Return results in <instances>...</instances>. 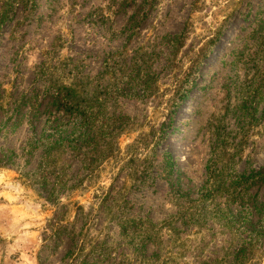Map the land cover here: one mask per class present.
I'll use <instances>...</instances> for the list:
<instances>
[{
	"label": "rangeland",
	"instance_id": "obj_1",
	"mask_svg": "<svg viewBox=\"0 0 264 264\" xmlns=\"http://www.w3.org/2000/svg\"><path fill=\"white\" fill-rule=\"evenodd\" d=\"M0 264H264V0H0Z\"/></svg>",
	"mask_w": 264,
	"mask_h": 264
},
{
	"label": "trees",
	"instance_id": "obj_2",
	"mask_svg": "<svg viewBox=\"0 0 264 264\" xmlns=\"http://www.w3.org/2000/svg\"><path fill=\"white\" fill-rule=\"evenodd\" d=\"M6 13V12H5ZM8 15H5V17L4 18H6ZM63 91H65V95H71L72 94V91L70 90V89H68V88H66V87H62V88H58L57 89V94L58 95H60V97L62 96V92ZM68 105V103L66 102V103H64L63 105Z\"/></svg>",
	"mask_w": 264,
	"mask_h": 264
},
{
	"label": "bare ground",
	"instance_id": "obj_3",
	"mask_svg": "<svg viewBox=\"0 0 264 264\" xmlns=\"http://www.w3.org/2000/svg\"><path fill=\"white\" fill-rule=\"evenodd\" d=\"M232 36H233V34H232V32L228 35V40L229 39H231L232 38ZM219 46V45H218ZM224 47V46H223ZM217 50L218 49H216V53H217ZM213 59H215V58H213ZM214 60H210L209 62H213Z\"/></svg>",
	"mask_w": 264,
	"mask_h": 264
}]
</instances>
